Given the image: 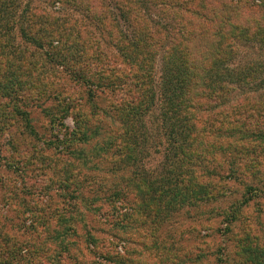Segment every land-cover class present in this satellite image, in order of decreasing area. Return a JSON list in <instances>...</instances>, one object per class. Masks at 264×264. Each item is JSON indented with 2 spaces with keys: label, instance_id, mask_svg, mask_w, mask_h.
Listing matches in <instances>:
<instances>
[{
  "label": "trees",
  "instance_id": "16d2710c",
  "mask_svg": "<svg viewBox=\"0 0 264 264\" xmlns=\"http://www.w3.org/2000/svg\"><path fill=\"white\" fill-rule=\"evenodd\" d=\"M103 2L108 0H80L77 6L91 15L90 24H105L111 15L115 19L120 15L129 23L130 20L144 21L145 30L149 33L148 37L144 33L134 34L136 40L132 42L126 34L125 38L132 43L129 52L124 54L128 60L124 62L126 68H111L110 57L86 43V36L91 33L85 24L77 23L72 28L68 18L60 25L59 17L51 22L46 12H40L41 18L25 23L19 14L21 7L31 16L36 17L39 12H32L21 0H0V92H12L17 85L24 83L32 86L33 79L37 82L39 74H26L31 55L36 57L33 60L36 67L45 70L48 62L45 56L49 53L44 52L45 56L32 54L24 42H16L15 31L22 39L39 47L49 42L47 46L54 51L50 62L55 57L58 65L65 66V71L88 84L92 99L96 93L94 89L101 87V92H104L111 85L116 88L114 84L120 79L135 81L133 92H142L140 100L132 94L128 98L122 95L110 103L93 104L104 113L116 110L126 129L113 139L97 140L91 155H84L79 160V168H64L56 183L58 196L64 205L53 212L50 220L39 214L40 208L28 204V210L20 221L21 233H15V238L8 237V241L5 238V248L10 243L11 248L6 259H0V264H61L65 259L74 264H126L131 254H137L136 258H131L132 264H181L184 253L175 247L178 238L172 241L161 238L162 230L188 202L210 201L214 197V184H207L206 179L203 181V176L197 171L198 165L193 164L206 157L205 153H210L206 144L216 137H211L198 112L226 104L236 86H248L255 81L254 72L249 67L252 63L243 64L248 66L247 73L243 75L236 69L242 66L237 61L241 36L256 38L248 24L252 17L249 14L244 16L248 12L246 7L240 8V0L228 3L224 0H115L116 3L112 4L115 10L112 11L108 5L110 12L101 15L105 11ZM50 24L52 27L46 28ZM154 26L163 34L162 44L154 36ZM162 53L163 75L161 81L155 83L148 67L152 63L156 65ZM75 99L72 95L69 104L74 106L72 112L80 114L76 126L81 128L86 125L87 117L86 114L81 115ZM232 107L236 108V105ZM155 111L157 128L161 136L166 135L167 138L159 145L165 149H159L164 152L162 161L147 167L144 164L148 163L147 156L153 147L148 137L150 130L145 123L142 125L144 130L137 128V124ZM239 128L228 126L220 134L223 138L220 144L215 142L218 144L216 147L222 145L226 154L231 155L232 163L228 164L231 176L252 173L257 165L262 168L252 146L257 139L251 138V132ZM96 135L95 132L85 139L92 140ZM258 135L264 139L263 130ZM73 138L66 137L61 143L63 147L58 148L74 155ZM249 155L254 157L248 159ZM210 162L211 166L207 163L205 168L213 172L214 161ZM103 164L108 166L101 168ZM206 188L210 191L204 192ZM106 203L112 207L114 225L124 230L128 227L136 229L135 225L139 224L149 226L147 231L150 235L147 237L150 242L143 244L140 239V248L122 247L121 242L127 241L122 235L114 242L108 239L109 248L104 250V246L99 244L100 239L91 232H88L89 244L85 249L76 240L70 242L67 238L76 234L72 221L76 220L78 213L84 209L101 216L100 211ZM116 204H120L121 211L126 209L121 217L125 216L129 224L118 222L120 210ZM135 236L138 239L140 235L135 232ZM0 253L6 252L0 249Z\"/></svg>",
  "mask_w": 264,
  "mask_h": 264
},
{
  "label": "rangeland",
  "instance_id": "374dc122",
  "mask_svg": "<svg viewBox=\"0 0 264 264\" xmlns=\"http://www.w3.org/2000/svg\"><path fill=\"white\" fill-rule=\"evenodd\" d=\"M21 1L23 5L30 7L32 12H39L36 17L31 16L21 7L19 14L25 23L41 18L40 12H46L51 22L59 17L60 25L68 18H70L68 22L72 28L77 23L85 24L86 30L91 33L90 36H86V43L110 57V67L115 70L126 68L124 62L128 60L124 54L129 52L128 48L132 40H136L134 34L144 33L145 37L149 35L145 30L144 21L130 20L129 23L125 17L120 15L116 19L111 15L110 21L105 24H90L91 15L77 6L80 0ZM224 1L228 3L230 0ZM240 1V8L246 7L245 11L248 12L244 16L249 14L252 17L249 19L252 21L248 24L252 29V35L256 38L241 36L237 49V61L242 66L236 69L243 75L247 73L248 67L243 64L252 63L253 65L249 67L254 72L255 81L248 86L244 84L236 86L231 100L226 104L197 111L206 123L211 137H216L211 138L206 144V147L210 149L207 151L210 153H205L206 157L201 160L197 159L193 164L198 165L197 171L203 176V181L206 179L205 182L214 184L215 188L214 197L210 201L188 202L189 204H185L181 210H178L174 214L175 219L166 224L162 230L161 238H169L171 241L178 238L175 242L176 249L187 254L185 256L182 254L181 264H264V139L258 135L261 130L264 131V0ZM107 3L103 2L105 11L101 12V15L110 12V5L111 10H115L112 5L116 3L115 0H111L110 4L108 0ZM46 26L48 29L52 27L51 24ZM154 33L160 42L163 34L159 33L156 28ZM126 34L131 38V42H129L130 39L128 41L125 38ZM15 35L16 42H22V44L24 42L28 49H31L32 54L39 53V56L42 54L45 56L44 52H46L49 55L45 56L48 60L45 70L36 67L37 64L33 61L36 58L33 57L34 55L29 58L30 63L27 64L26 74H39L40 76L37 82L33 79L32 86L24 83V85H17L12 92H0V249L6 252L0 253V259L9 255L7 251H10L11 243H6L8 248L4 246L7 238H15V233H21L20 221L23 220V213L28 210V204L40 208L39 214L42 213L50 220L53 212L60 205H64V201L58 196L56 184L62 177L64 168L69 166L73 169L79 168V160H82L84 155H91L97 140L113 139L120 131L126 129V125L121 121L116 110L104 113L93 104L110 103L116 98L120 99L122 95L128 98L134 94L136 100L142 98L140 97L142 92L139 94L133 92L132 86L135 81L120 79L114 84L116 88L111 85L105 88L104 92H101V87L98 90L94 89L96 93L92 99L89 94L91 87L88 84L76 80L68 71H65V66L57 64L55 57L52 58L53 62H50L54 51L47 46L49 42L39 47L35 43L22 39L16 31ZM53 42V44L56 43ZM162 56L163 53L158 56L156 65L152 63L148 67V69L151 68L148 71L153 74L155 83L161 81L163 75ZM27 79L32 80L31 77ZM72 95L76 97L75 102L80 106L81 115L86 114L87 117L86 125L84 124L81 128L76 126L80 114L72 112L74 106L70 107L69 104ZM247 98L249 101H246ZM233 105H236L235 109ZM154 113L157 111L151 112L153 115L146 116L145 120L141 119L137 124V128L144 130L142 125L145 123L150 130L148 137L153 147L151 154L147 156L149 157L147 158L148 163L144 164L147 167H153L162 161L165 149L159 145L167 138L166 135L161 136ZM230 125L238 128L241 126L240 130L251 132V138L257 139L252 146L256 149L255 157L262 162L261 169L257 165L255 168L258 170L252 173L231 176L228 165L232 163L231 155L226 154L222 145V148L216 147L218 144L215 143L220 144L223 140L220 134H223ZM95 132L97 135L92 140L85 139L87 135ZM66 137H74L72 143L75 149L74 155L64 153L61 148H58L63 147L61 143ZM161 147L163 151L162 149L159 151ZM199 148L203 150L202 146ZM247 157L250 159L254 156ZM110 160L108 158V161ZM210 161H214L212 163L215 166L213 172L205 168L207 163L211 166ZM103 166L108 165L103 164L100 167ZM249 185L253 187L250 189ZM208 191H210L208 188L204 190V192ZM116 206L117 210H120L118 222L129 224L125 216L121 217V213H124L126 209L121 211L120 204ZM83 212L78 213L76 220L72 221L77 236L75 234L67 238L70 242L76 240L83 249L89 244L88 232L100 239L99 244L104 246V250L109 248L108 239L114 242L122 235L127 241H122L121 245L127 248H140L142 244L140 239L144 242L143 244L151 240L147 237L150 235L147 231L149 226L137 224L136 229H128V227L124 230L114 225L112 207L108 203L103 205L100 211L101 216L89 210L83 209ZM47 218H45L46 221ZM135 232L140 235L137 236L138 239H136ZM118 250L121 251V247H118ZM136 255L131 254L130 256L136 258ZM131 258L126 260V264H132ZM61 264L74 263L65 259Z\"/></svg>",
  "mask_w": 264,
  "mask_h": 264
}]
</instances>
